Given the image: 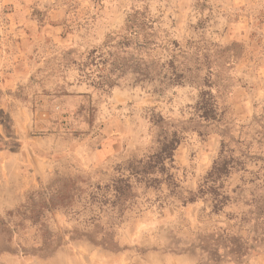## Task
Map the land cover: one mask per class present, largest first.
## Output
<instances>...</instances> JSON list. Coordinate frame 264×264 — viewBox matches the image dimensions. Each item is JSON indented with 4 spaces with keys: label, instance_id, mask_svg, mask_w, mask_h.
Segmentation results:
<instances>
[{
    "label": "rangeland",
    "instance_id": "obj_1",
    "mask_svg": "<svg viewBox=\"0 0 264 264\" xmlns=\"http://www.w3.org/2000/svg\"><path fill=\"white\" fill-rule=\"evenodd\" d=\"M0 264H264V0H0Z\"/></svg>",
    "mask_w": 264,
    "mask_h": 264
},
{
    "label": "trees",
    "instance_id": "obj_2",
    "mask_svg": "<svg viewBox=\"0 0 264 264\" xmlns=\"http://www.w3.org/2000/svg\"><path fill=\"white\" fill-rule=\"evenodd\" d=\"M126 26H127V32L129 35H133L136 36L140 33L143 32L144 26L139 23L138 21H136V17L134 15L128 16L126 19ZM145 42L142 41L140 43V46H145ZM204 108V112L201 115V117L205 120L208 119H214L213 117V109L211 108L210 105H207L206 102H204V104L202 105Z\"/></svg>",
    "mask_w": 264,
    "mask_h": 264
}]
</instances>
